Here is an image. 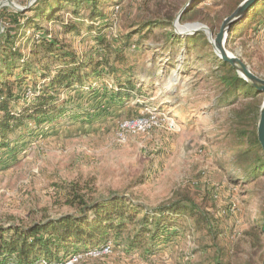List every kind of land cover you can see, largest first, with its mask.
Listing matches in <instances>:
<instances>
[{
	"label": "rangeland",
	"instance_id": "rangeland-1",
	"mask_svg": "<svg viewBox=\"0 0 264 264\" xmlns=\"http://www.w3.org/2000/svg\"><path fill=\"white\" fill-rule=\"evenodd\" d=\"M33 1L0 0V15L4 9L20 11ZM115 1L106 9L113 35L119 23L128 27L174 17L177 34L183 35V29H193L192 24L198 23L208 28L213 39L228 16L227 0H197L194 8L201 14H189L175 28L177 15L193 0ZM9 11L5 20L0 17V37L12 29ZM208 12L209 26L198 20ZM60 14L70 19L65 12ZM40 25L61 31L48 23ZM81 32L80 37H65L79 54L92 43L86 40L84 26ZM165 32L153 28L151 35L140 40L142 50L133 55V74L141 95L134 93L122 105L108 106L106 100L101 104L91 97L80 100L77 91L62 93L61 100L71 98L72 108L80 105L75 106L77 113L73 110L54 126L45 124L32 133L19 134L8 148L0 149V225L29 224L75 213L65 204L64 191L70 185L93 197L127 196L148 208L187 194L198 202L201 197L205 203L203 208L220 232L214 244L184 224L177 237L149 250H130L124 242L117 246L110 241L109 255L78 264H212L223 246L233 264H262L264 248L254 247L250 230L263 226L264 177L245 180L247 163L232 157L224 137L227 115L236 102H218V89L202 63L189 59L188 69L183 70L178 63L186 56L183 47L166 46ZM18 38L23 48L25 37ZM225 45L231 55L264 79V32L252 38L240 34ZM141 115L153 117L155 125L117 144L119 123Z\"/></svg>",
	"mask_w": 264,
	"mask_h": 264
},
{
	"label": "trees",
	"instance_id": "trees-1",
	"mask_svg": "<svg viewBox=\"0 0 264 264\" xmlns=\"http://www.w3.org/2000/svg\"><path fill=\"white\" fill-rule=\"evenodd\" d=\"M227 1L229 16L244 0ZM115 2L34 0L20 11L2 10V20L9 11L12 29H6L0 37V149L8 148L19 134L32 133L45 124L54 126L73 110L77 113L75 106L80 105L72 108L71 98L61 100L62 93L77 91L80 100L91 97L98 104L106 100L108 106L122 105L134 93L141 95L133 74L136 63L133 55L142 50L140 40L156 28L166 30V46L182 45L186 56L178 63L183 70L188 69L189 59L202 63L218 89V102H236V107L227 115L224 133L227 150L239 162L247 163L245 180L252 182L264 177V153L256 132L264 94L215 54L204 31L177 34L173 29L174 17L168 21H142L133 25L135 28L119 23L117 34H110L112 18L106 9ZM195 2L179 12L178 22L188 20L191 13L201 14L194 8ZM62 12L70 19L61 15ZM210 15L208 12L199 22L209 26ZM40 23L57 26L61 31L56 33ZM83 26L86 40L92 43L79 54L65 37H80ZM261 32H264V0H255L229 28L225 44L240 34L252 38ZM18 36L25 37L23 48L19 47L22 41ZM64 192L65 204L75 213L29 224L0 225V264H59L69 255L100 249L110 241L117 246L124 242L130 250L141 247L149 250L177 237L184 224L208 238L210 243L219 238L220 232L212 225L213 219H209L201 197L198 202L186 194L148 208L114 193L93 197L82 193L77 185H70ZM261 229L262 226L252 227L250 231L254 247L262 251ZM219 253L212 264H233L224 246Z\"/></svg>",
	"mask_w": 264,
	"mask_h": 264
},
{
	"label": "water",
	"instance_id": "water-1",
	"mask_svg": "<svg viewBox=\"0 0 264 264\" xmlns=\"http://www.w3.org/2000/svg\"><path fill=\"white\" fill-rule=\"evenodd\" d=\"M255 0H244L242 1L237 8L227 16L221 23L220 28L212 39V34L208 30L207 27L195 23L192 24L193 29L187 30L183 29V35L192 34L196 31L202 30L208 35V40L212 44L213 50L215 54L225 63H228L231 67H233L237 73L244 78L251 86H253L257 91L262 92L264 94V79L253 74L249 68L237 57H234L226 50V37L229 28L242 16L244 11L254 2ZM179 15L177 20L175 21V28L178 24ZM257 139L261 146V149L264 153V102L260 107L259 119L257 123ZM262 234L264 236V220L262 226ZM262 264H264V257L262 260Z\"/></svg>",
	"mask_w": 264,
	"mask_h": 264
},
{
	"label": "built area",
	"instance_id": "built-area-1",
	"mask_svg": "<svg viewBox=\"0 0 264 264\" xmlns=\"http://www.w3.org/2000/svg\"><path fill=\"white\" fill-rule=\"evenodd\" d=\"M155 125L153 117L148 115H141L135 118H129L117 127L115 134V142L117 144H124L129 136H136L148 132ZM172 125H169L171 127ZM111 253V246L105 245L100 249L87 250L82 253L69 255L64 261L59 264H78L84 259H98L109 255Z\"/></svg>",
	"mask_w": 264,
	"mask_h": 264
},
{
	"label": "bare ground",
	"instance_id": "bare-ground-1",
	"mask_svg": "<svg viewBox=\"0 0 264 264\" xmlns=\"http://www.w3.org/2000/svg\"><path fill=\"white\" fill-rule=\"evenodd\" d=\"M192 27V26H191ZM193 28V27H192ZM187 30H191V28L187 29Z\"/></svg>",
	"mask_w": 264,
	"mask_h": 264
}]
</instances>
